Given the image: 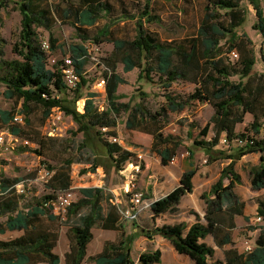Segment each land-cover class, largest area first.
Returning <instances> with one entry per match:
<instances>
[{
  "label": "trees",
  "instance_id": "1",
  "mask_svg": "<svg viewBox=\"0 0 264 264\" xmlns=\"http://www.w3.org/2000/svg\"><path fill=\"white\" fill-rule=\"evenodd\" d=\"M152 1L145 0L143 9L136 18L137 33L133 39L110 40L111 31L98 23L103 14H112L114 6L109 0L68 1L61 16L76 26L83 42L70 47L77 70L82 74L79 87L73 90L66 84L62 62L52 64L51 55L40 43V33L37 29L52 30L53 10L43 7L40 0H22L20 10L23 30L20 40L13 48L20 59L4 61L6 73L0 76V81L6 85L7 96L21 99L28 115L32 104L41 106L45 123L53 110L59 108L65 115L73 118L78 124L79 132L93 129L97 130V134H103L102 129L107 127V133L117 135L114 130L118 125L117 119L123 111L130 110L131 105L120 101L122 95L119 88L126 80L117 69L115 59H103L104 62L107 61L103 63L102 75L107 81L105 107L102 109L96 100V92H89L87 95L83 112L77 107L78 101L84 98L83 87L90 81L83 75L84 67L91 58L85 41L94 39L100 42V38L104 37L114 44L115 52L121 53L125 72L139 68V78L157 82L165 90H170L178 80L193 82L195 90L187 99L168 93L167 104L162 106V110L166 113L184 111L191 100L209 103L214 112L210 121L193 139L195 147L208 153V161L217 160L212 152L216 146H222L221 140L224 137L228 139L230 149L236 150L229 154L228 158L235 159L250 153H260L261 163L251 169V184L256 190L263 189L264 140L260 131L264 122H260L261 103L258 93L264 90V75H258L254 70L256 58L250 47L252 41L247 34H239L238 28L247 21L251 5L256 15L253 28L259 32L264 43V0H247V5L244 4L245 0H207L200 24L180 40L161 39L155 32L146 29L145 22L151 23L159 18L152 13ZM49 40L54 53L59 46L58 39L50 33ZM233 50L238 53L235 63L230 60ZM153 74L158 76V81H155ZM233 76H239V80H234ZM254 81H257V85L253 84ZM19 113L0 110V121L4 130L8 129L18 137L30 140L22 136L21 123L14 121V116ZM247 113L253 115L249 126L254 132L245 135L240 132L238 126L244 122ZM149 116L150 119H157L143 104H137L127 121L128 128L145 129L144 123ZM24 121L30 123L25 116ZM160 131L161 127L156 126L144 130L153 135L152 152L162 158L163 164H169L176 157L181 141H175L172 135L164 136ZM192 132L189 130L188 134L192 136ZM105 144L116 168L134 162L132 152L125 150L118 143L105 141ZM81 146L88 145L83 141ZM36 152L39 153L38 150ZM188 152L189 156L193 157L194 150L189 149ZM69 163L71 162L68 161ZM98 165L100 164L92 167ZM196 172V169L186 171L173 191L153 201L150 209L153 218L165 213L180 212L179 204L187 193L192 192ZM226 179H229V183H225ZM240 181L241 176L234 166L227 167L210 191L202 194L206 204L204 221L196 214L198 221L189 227L185 223L164 224L153 225L143 231L150 237L161 235L168 239L177 252L189 256L195 264H211L209 259L214 256L215 249L205 241L206 237L212 235L220 247L228 243L233 244L232 231L237 226L235 217L244 215L246 203L234 189L235 184ZM22 182H25L28 188L32 179L10 178L3 174L0 179V217L7 216L4 222H0V234L14 230L24 231L15 238L0 239V264H59L61 258L55 248L62 224L67 227L70 240V250L65 255L66 264H85L95 227L119 230L121 236L116 242H106L104 250L92 257L93 260L98 264H133L131 244L134 236L125 235L121 208L111 203L112 195L105 189L82 188L83 197L73 203L63 217L55 213L52 202L57 199L59 193L71 187L68 171H53L48 183L52 193L28 204L22 200L24 193L20 194L16 188ZM257 210L264 218V196L258 199ZM260 229L251 252L239 253L235 249L226 251L228 264H264V225ZM161 259L160 249L147 250L139 256V264H156Z\"/></svg>",
  "mask_w": 264,
  "mask_h": 264
},
{
  "label": "rangeland",
  "instance_id": "2",
  "mask_svg": "<svg viewBox=\"0 0 264 264\" xmlns=\"http://www.w3.org/2000/svg\"><path fill=\"white\" fill-rule=\"evenodd\" d=\"M68 1L69 0H40L43 7L53 10V28L52 30L38 28L37 31L46 39L50 38V33H53L58 39L59 46L54 51V55L59 60L71 54L70 47L72 45L83 43L78 35L76 26L69 20H64L61 16L62 9L67 6ZM109 1L114 6L112 14H103L98 22L99 25L101 27H108L109 31H111L109 40L117 38L133 39L137 33L136 18L140 15L145 0ZM21 2L22 0H0V76L6 73L4 61L20 59L13 48L15 43L20 40V35L23 30L22 13L20 10ZM75 2H77V0H75ZM206 3L207 0H153L151 2L152 13L159 18L151 23L145 22V27L147 30L155 32L161 39L180 40L193 32L200 24L205 13L204 7ZM247 3V0H245L244 4L247 5ZM58 7L59 9L57 10ZM255 21V10L249 5L247 21L242 27L238 28V33H245L251 39L252 44L250 47L256 58L254 70L258 75H264V43L262 42V37L259 32L253 28ZM91 32L93 34V31ZM109 40L103 37L100 38V42H96L94 39L85 41L91 58L84 67V77L90 81L83 87L84 98L78 101L77 107L79 111L83 110L87 95L89 92L95 90L97 79L103 75V63L107 62H104L103 59H107L108 57L115 59L117 62V69L126 80V83L120 85L119 88V93L122 95L120 101L131 105V109L123 111L120 114L117 119L118 125L114 130L117 132V136L120 137L123 145H125V147H130L134 151L132 152L134 155L133 159H135V153H149L151 170H145L138 175L136 177V183L138 190H142L147 196L153 197L155 194L160 193L156 189L157 185L159 186L160 184V186H162L163 183L161 182H164L169 185L173 184L174 186L177 180L173 174H179L182 169L189 168L190 165L192 166L191 163H195L201 167L206 166L205 159H208V153L201 150V148L195 147L193 139L210 121L214 109L209 103L191 100L184 111L164 112L162 106L167 104L166 95L168 93L181 99H187L195 90V84L186 80H178L173 83L170 90H165L161 84L157 82H149L146 79L139 78V68H134L130 72H125L123 69L124 64L121 60L122 55L119 52H115L114 44ZM230 60L232 63H235L237 58L230 56ZM153 76L155 81H158V76L155 74H153ZM232 78L234 80H239V76H233ZM253 84L257 85V81H254ZM258 97L261 103L259 109L261 117L260 122L263 123L264 90L258 93ZM96 100L100 106L105 107V96L102 97L101 95L97 97ZM137 104H143L151 114L157 117V119L154 120L150 119L149 116L146 120L147 122L144 123L145 129H152L155 128V126L156 128L161 127L160 132L164 136L172 135L175 137V141H181V145L177 150L178 157L176 160H178V162L174 160L169 165H164L162 163V158L158 155H153L151 150L153 135L144 132L145 129L137 130L128 128L127 121L132 109ZM0 110H9L12 113H23L24 116L30 120V123H28V121L21 123L20 127L22 128V136L29 138L32 144L27 146L16 144L12 149L4 152L0 161V170L5 177L32 179L26 193L23 195L22 200L25 204L32 203V201L35 202L45 194L52 193L48 185L49 182L42 183L37 181L38 171L44 168L53 170L56 173L60 170L68 171L71 183L74 185L80 182L87 184V181L82 182L81 178L84 177L87 180L88 178L85 175L87 171L90 170V167L100 164L103 165L102 167L107 174L108 184L105 185L106 192L110 195L115 194V191L110 188L114 189L116 186H122L124 181L123 177L118 170H116V166L111 160L105 144V141L111 142V136L114 135L107 133V131L104 132V130H102L103 134H97V130L93 129L79 132L78 124L71 116L65 114L56 121L54 135H50L49 127L43 119V108L37 104H32L28 115L23 108V101L21 99L9 98L7 96L6 85L2 81H0ZM252 120L253 115L247 113L244 122L240 123L238 126L241 133H245L246 135L254 132L253 128L249 126ZM3 127L0 121V129H4ZM189 130L193 131L192 136L188 134ZM76 131H78L77 134L75 133ZM51 137L55 139H51ZM83 141L88 145L87 147L81 146ZM189 149H193L195 153L200 154L197 158L189 155L184 158L182 153H189ZM36 150H38L39 153H37ZM235 151V149L231 150L229 146H221L212 152L213 156L218 159L217 165L220 168V177L227 167L234 166L235 168L237 165L243 163L245 165L253 161L250 159L248 162L242 163L240 161L241 158H228V155ZM68 161L71 163L68 164ZM144 167L145 165L141 163V168ZM144 169H146V167ZM239 170L243 171L242 168ZM227 183H229V181H227ZM241 190L243 191V188H241ZM118 191L119 193H123V190ZM77 193L79 199L81 193L79 190ZM247 193L252 195L248 191ZM250 203H252V201H250ZM257 215H259L258 211L254 209V212L250 215L251 219L249 225L260 229L262 225L254 224ZM123 218L127 226L126 236H134L133 244H131V259L133 264H139V256L145 252L147 242H153V238L156 236L150 237L148 236L149 234L143 231V226L145 227L146 222L150 219V213L145 212L139 220H131L126 217ZM5 219V215L1 216L0 222H4ZM62 229L67 228L62 224L59 227V231H62ZM19 234L20 232L18 231H8L4 234H0V239H11L17 237ZM96 235L97 238L92 245L91 252L94 251L95 247L99 245V240H101L100 231H97ZM158 239H160L159 236L154 240L157 242ZM254 239H256V235L249 234L237 240L236 245L240 248L239 251L245 253V246L247 244L253 247ZM67 241V237L63 234L60 251L64 252L67 249ZM234 247V249H236V246ZM224 262L225 259H222V254L219 253L214 259L213 264H224Z\"/></svg>",
  "mask_w": 264,
  "mask_h": 264
},
{
  "label": "crops",
  "instance_id": "3",
  "mask_svg": "<svg viewBox=\"0 0 264 264\" xmlns=\"http://www.w3.org/2000/svg\"><path fill=\"white\" fill-rule=\"evenodd\" d=\"M220 147L221 146L218 145L215 147V149L220 148ZM124 149L128 150L130 152H134L130 147H125V145H124ZM201 150H203V149H201ZM194 152H195V150H194ZM143 154H144L143 160L139 161L138 157H137L138 153H135V159H134V162H132L135 164L136 163H140V164L142 163L145 165L146 169H144L145 167L142 168V173L145 170H151V159H150V156L148 155L149 153H143ZM154 154L158 155L157 153L153 152V155ZM199 154L200 153H194L193 157L197 158V156ZM187 155H189V153H182V156H184V158ZM260 156H261L260 153L246 154V155L241 157L240 161L242 163L248 162L250 159H252L253 161H251L250 163H247L245 165L243 163V164L237 165V167H235V171L241 176V181L237 182L235 184L234 189H235V192L238 194V196L241 198V200L245 201L246 207L244 210V215H237L235 217V222H236L237 226L232 231L233 232L232 237H233V241H234L233 244L228 243V244H225L224 246L220 247L216 244L215 239L212 235H209L206 237L205 241L209 245L213 246L215 249L214 256L209 259L211 264H213L214 259L217 257V255L219 253L222 254V259H225L224 264H227L226 251L234 249L235 248L234 246H236L235 250L240 252L239 251L240 248H238L236 245L237 240H239V239H241V238H243L249 234L256 235V239H257V237L260 233L259 228L251 227L252 225H249L250 224L249 222L251 219V217H250L251 213L254 212V209H256V210L258 209V199L262 198L264 196V188L256 190L252 187V184H251V169L255 166H258L261 163ZM177 157H178V153H177L176 157L174 158V160H176ZM194 158H193V160H194ZM176 161L178 162V160H176ZM171 162H169V164ZM205 162H206V166L201 167L199 165H196L195 163H191L192 166L190 165L189 168L182 169L179 174L174 175L172 173L173 176L175 177V179L177 180L176 184L173 186V184L169 185L168 183L161 182V183H163L162 186H160V184H159V186L158 185L156 186L157 191H159L160 193L155 194L153 197L147 196L145 193L146 197H148L150 200H152V201L158 200L161 197H164L165 195L169 194L171 191H173L180 184V177H182V175L184 174V172L186 170L191 169V168H195L197 171L196 174L194 175V178H193V186L194 187H193L192 192L187 193L182 198V200L179 204L180 212L177 214L165 213V214H162L161 216L153 218L152 212L150 210H146L139 217V219H140L145 212L150 213V219L146 222V226L145 227L143 226V229H145V228L149 229V227H151L153 225L154 226H162L164 224L174 225V224H178V223H185L189 227L198 221L196 214H199L202 218L201 221H204L203 216L205 214L206 204H205V201L202 199V194L210 191L212 185L219 180L220 174H221L220 168L217 165L218 159L213 160V161H208V159L206 158ZM169 164H164V165H169ZM240 168H242L243 171H240L239 170ZM245 173H246V175H245ZM227 181H229V179H226L225 183H227ZM135 185L137 187L136 181H135ZM241 188H243V191L241 190ZM118 190H123L122 186H119V187L116 186V188H114L115 194H112L110 201H111V203L118 205L120 208H123L127 202L126 194L123 190V193L120 192L122 194L121 195ZM105 191H106V189H105ZM247 191L249 193H251L252 195H249L247 193ZM119 194H120V197H119ZM122 196H124V197H122ZM250 196H252V197H250ZM250 201H252V203H250ZM6 218H7V216H6ZM121 221H122L123 229H124V232L126 235L127 226L124 223L125 220L123 217H121ZM14 231L20 232V234L18 236H20L24 232L23 230H14ZM97 231H100L101 240H99V242H98L99 245H97L95 247L94 251L91 252L92 245L97 238V235H96ZM63 234L65 235V237H67V240H68L67 241V249L64 252L60 251V245H61V241L63 239ZM120 236H121V231H119V230H110V229H102L99 227H95L93 229V239L91 240V242L88 245L87 256H86L87 259H86L85 264H98L95 260L92 259V257L99 255L104 250V246H105L106 242H116L120 239ZM158 236L160 237V239H158V241L156 242V240H154V239L157 238ZM158 236L156 235L153 238V242H147L146 247H145V251L157 250V249H160L162 251V259L159 263H156V264H167V261H168V264H195V262L189 256H187L185 254H180L179 252H177V250L175 249V247L171 243V241H169L168 239H166L160 235H158ZM256 239H254V245H255ZM2 240H4V239H2ZM5 240H7V239H5ZM132 244H133V242H132ZM69 250H70V240H69V237L67 235V229H62V231H60V237H59L58 245L55 248V252L57 254H59V256L61 258V261L59 264H66L65 255L67 252H69ZM240 253H244V252L241 251ZM167 256H168V260H167ZM36 264H43V263H36Z\"/></svg>",
  "mask_w": 264,
  "mask_h": 264
},
{
  "label": "built area",
  "instance_id": "4",
  "mask_svg": "<svg viewBox=\"0 0 264 264\" xmlns=\"http://www.w3.org/2000/svg\"><path fill=\"white\" fill-rule=\"evenodd\" d=\"M40 43L42 47L51 55L50 62L52 64L58 63L60 61L62 62L63 72L65 74V81L67 86L73 90L77 89L81 83L82 74H80L77 70L76 61L74 57L71 54H69L67 56L62 57L61 60L57 59L54 53L52 52V46L50 40L42 37L41 34H40ZM231 57L237 58L238 53L235 50H233L231 52ZM106 84L107 81L105 77L102 76L98 78L95 84L96 91L94 90L92 92H96L98 94L97 97L101 95L102 97L103 96L106 97ZM84 107L83 110H80L81 112L84 111ZM101 108L103 109L104 106H101ZM63 114L64 112L61 111L59 108H55L53 110V113L51 114L50 118L46 123V125L49 127L50 135H54V131H55L54 127H56V121L59 120ZM14 121L16 123H23L24 115L22 113L15 115ZM102 130H104L105 132L108 131V128L104 127ZM260 136L264 140V125L261 128ZM111 142L118 143L124 148V145L120 137L117 135L111 136ZM16 144L27 146V145H31L32 143L28 139H23L21 137H18L16 134L11 133L9 130L0 129V161L4 155V152L6 150L12 149ZM221 145L229 146L228 139L224 137L221 140ZM143 155L144 154L142 152H138L137 157L139 161L143 160ZM172 161H174V159ZM102 166L103 165H98L95 168H93L92 166L90 167V170L87 171V174L85 175L87 176L88 179L86 180L84 177L81 178V181L82 182L87 181V184H83L80 182L79 184L77 183L71 185V187L68 190L61 192L57 195V199L52 202L56 214L62 215L64 217L69 207L73 203L79 201V199L82 198L83 196L81 193L82 188L94 187V188L105 189L106 187L105 185L108 184L107 174ZM116 170H118V172L123 177L124 181L122 183V188L127 198L126 205L123 208H121L122 216L131 220H138L140 215L144 211L151 209V204L153 203L152 200L146 199L145 192L142 190H138L135 185L136 177L142 173L141 164L140 163L135 164L130 162L125 165H122L120 168H116ZM52 174L53 171H51L50 169L47 168L40 169L38 171L37 181H40L42 183H48L50 178L52 177ZM1 176H2V172L0 170V179ZM16 188L20 194L26 193L27 191L25 182L19 183ZM110 189L114 191V189L112 188ZM78 190L81 193V197L79 199L77 197ZM254 224L263 225L264 218L261 215H257L254 220ZM253 248L254 246L252 247V245L247 244L245 246V253L251 252Z\"/></svg>",
  "mask_w": 264,
  "mask_h": 264
}]
</instances>
